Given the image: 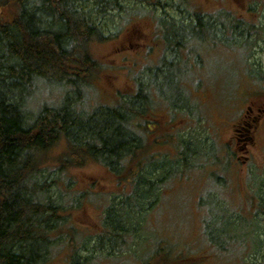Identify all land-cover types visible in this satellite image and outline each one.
Instances as JSON below:
<instances>
[{
	"label": "trees",
	"instance_id": "trees-1",
	"mask_svg": "<svg viewBox=\"0 0 264 264\" xmlns=\"http://www.w3.org/2000/svg\"><path fill=\"white\" fill-rule=\"evenodd\" d=\"M105 1L108 7L122 10V2L128 0ZM98 9L97 1L87 9L78 0H0V264H49L53 252L62 248L68 250L66 264H102L130 250L148 254L147 259L137 260L139 264H162L169 257L159 247L162 242L154 241L156 250H149L145 246L152 241L150 236L134 249V235L143 225L148 228L167 180L189 169L202 170L203 162L218 150L214 140L187 131L198 106L190 86L178 82L176 74L183 78L189 73L181 50L192 51L185 46L193 39L213 44L220 41V28L256 30L230 19L229 13L195 12L190 24L166 21L171 25L168 28L162 20L164 40L170 51L176 49L177 60L163 57L159 64L147 66L149 81L140 80L132 94L122 93L113 106L91 110L63 102L60 106L42 104L32 115L25 114L24 101L43 84L65 86L66 91L71 88L79 103H85L84 89L105 70L93 45L110 39L104 27L91 20ZM256 71L262 78L253 80L258 90L264 74ZM159 109L167 110L166 115ZM197 110V121H202ZM60 142L66 145L58 158L61 177L47 181L49 171L42 166L47 153ZM89 161L102 164L121 187L120 199H111L102 210L92 247L89 239L75 232L79 229L72 221L83 196L70 194L69 179L64 187L59 183L66 170ZM254 181L252 177L249 184L250 194L257 197L254 217L264 216V193L260 192L264 177L260 187ZM220 201L209 221L220 243L239 235L254 242L255 237L252 253L259 255L264 241L246 229L236 211L230 214L227 209L224 214ZM214 213L222 217L217 219ZM183 249L174 247L170 259L176 262ZM258 259V264L264 263V255Z\"/></svg>",
	"mask_w": 264,
	"mask_h": 264
},
{
	"label": "rangeland",
	"instance_id": "rangeland-1",
	"mask_svg": "<svg viewBox=\"0 0 264 264\" xmlns=\"http://www.w3.org/2000/svg\"><path fill=\"white\" fill-rule=\"evenodd\" d=\"M96 1L99 9L91 20L102 25L110 39L93 45L105 70L90 88L84 89L86 104L79 103L78 95L71 88L66 91L65 86L43 84L29 100L24 101L27 116L42 104L60 106L68 102L97 110L101 106L115 105L122 93L126 96L132 94L140 80L149 81L151 75L147 66L159 64L163 57L168 61L178 58L176 49L170 51L164 40L161 24L167 28L171 26L166 21L180 26L190 24L195 12L208 16L229 13L233 15L230 19L234 17L241 24L255 26L256 30L251 33L220 28V41L209 44L193 39L189 46H185L194 48L192 51L181 50L182 61L189 73L183 78L180 73L176 74L177 81L190 86L192 99L204 116V124L197 121L198 107L195 108L193 124L188 122L189 128L185 131L214 140L218 150L203 162L202 170L189 169L167 180L148 228L143 225V229L136 231L132 248L137 249L141 240L151 236L152 241H147L145 247L153 251L156 250L153 249L154 241L162 242L159 247L169 254L162 264H258L259 256L264 255V244L260 254L255 255L252 253L257 241L255 237L254 242L249 236L239 235L220 243L209 221L211 210L221 200L224 214L227 209L230 214L236 211L246 229L264 241V216L258 214L254 217L258 210L257 197L250 194L252 177L256 188L260 187L264 177V81L256 71L264 74V0H150V4L128 0L122 2V10L108 7L105 0H78L87 9ZM259 77L261 88L257 90V83L253 80ZM158 112L166 115L167 110L159 109ZM246 122L250 124L248 129L254 132V142L248 153L242 147ZM65 149V143L60 142L47 153L42 166L49 171L47 181L61 177L57 171L58 158ZM67 179L70 190H73L70 194L83 196L78 209L73 212L72 221L79 229L75 232L89 239L87 244L92 247L96 242L93 235L98 233L101 224L102 210L111 199L115 202L120 199L121 187L102 164L93 161L66 170L59 181L62 187ZM218 179L226 182L222 185ZM260 192L264 193V187ZM214 216L217 219L222 217L215 213ZM233 219L237 221L239 217ZM177 246L184 248L183 256L173 262L170 258ZM79 252L85 254L82 250ZM53 253L49 264L67 263L66 248ZM147 258L146 252L130 250L102 264H139L137 260Z\"/></svg>",
	"mask_w": 264,
	"mask_h": 264
},
{
	"label": "flooded vegetation",
	"instance_id": "flooded-vegetation-1",
	"mask_svg": "<svg viewBox=\"0 0 264 264\" xmlns=\"http://www.w3.org/2000/svg\"><path fill=\"white\" fill-rule=\"evenodd\" d=\"M247 126H250V124L248 122H246V125H245V130L246 132H242V134H244V142L242 147L243 149L248 153L249 152V148L251 147L252 143L254 142V132L253 131H250V129H248ZM257 127L255 128V131H256ZM239 131H243V130H239ZM241 147V148H242Z\"/></svg>",
	"mask_w": 264,
	"mask_h": 264
}]
</instances>
